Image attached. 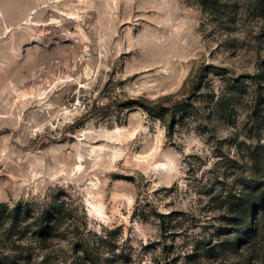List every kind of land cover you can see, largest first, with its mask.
<instances>
[{
  "label": "rangeland",
  "instance_id": "374dc122",
  "mask_svg": "<svg viewBox=\"0 0 264 264\" xmlns=\"http://www.w3.org/2000/svg\"><path fill=\"white\" fill-rule=\"evenodd\" d=\"M255 181L264 0H0V203L34 214L4 264H264V207L239 239L228 209Z\"/></svg>",
  "mask_w": 264,
  "mask_h": 264
},
{
  "label": "trees",
  "instance_id": "16d2710c",
  "mask_svg": "<svg viewBox=\"0 0 264 264\" xmlns=\"http://www.w3.org/2000/svg\"><path fill=\"white\" fill-rule=\"evenodd\" d=\"M217 103L221 104V99H218ZM185 104V102L181 103L180 101H177L175 104L174 110L179 113L181 119H184L189 115V109ZM261 184L262 181H255L253 184L249 182L243 192L238 195H233V198L230 199L231 201L228 205V209L233 216L231 217L233 220L232 222L237 224L236 239H239L241 234L250 236L254 230V216L256 210L258 207H264V188L261 191ZM66 205L67 201L64 199L59 201L52 200L44 207L40 215L35 217L36 219H33V226L35 227V232L38 236L42 237V239H46L54 235H59L63 223L62 221L70 215L69 207ZM32 217H34V214L29 206L21 205L19 207L11 208L5 202L0 203V223L3 222V220L5 223L10 221L12 225L11 229L19 224L17 223L18 220H27ZM236 239L230 240V244L232 248L237 250L240 248L241 242L236 243ZM82 244V241H79L78 246H82ZM82 248L87 256L86 258H94V254H92L89 248L85 247V245H83ZM13 260H15V256H9V262L11 261L10 264ZM1 262L4 264V261H0V263Z\"/></svg>",
  "mask_w": 264,
  "mask_h": 264
}]
</instances>
